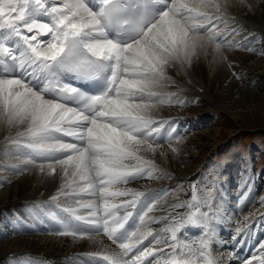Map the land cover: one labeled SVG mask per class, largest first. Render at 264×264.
<instances>
[{
  "label": "snow or ice",
  "instance_id": "obj_1",
  "mask_svg": "<svg viewBox=\"0 0 264 264\" xmlns=\"http://www.w3.org/2000/svg\"><path fill=\"white\" fill-rule=\"evenodd\" d=\"M230 22L218 0H0V122L17 129L5 137L12 146L5 151L28 157L42 173L63 170L65 183L51 200L64 196L78 207H63L68 216L52 212L57 234L102 231L118 246V252L90 253L85 264H222L213 249L229 241L218 229L225 222L231 228L235 213L222 209L214 184L202 185V196L193 184L190 199L163 217L148 214L164 189L146 194L119 186L160 178L155 161L141 153H155L175 129L151 113L157 103H187L161 91L171 81L168 69L190 67L210 49L227 59L222 48L239 46L231 40L238 27L222 31ZM250 182L237 198L239 211L252 199ZM161 220L169 222L159 231L149 227ZM250 238V225L236 227L233 251ZM257 243L251 259H229L264 264V242ZM12 264L46 261L21 255Z\"/></svg>",
  "mask_w": 264,
  "mask_h": 264
},
{
  "label": "bare ground",
  "instance_id": "obj_2",
  "mask_svg": "<svg viewBox=\"0 0 264 264\" xmlns=\"http://www.w3.org/2000/svg\"><path fill=\"white\" fill-rule=\"evenodd\" d=\"M254 1L257 4L251 5V3ZM218 2L221 3L222 5H225L228 11L231 13L237 14L250 21L251 19H255V21H257V22H251V23L243 22L241 19H239V17H237L234 20V22H230L232 25H238L242 27L241 29H243V32L242 31L240 32L239 39L243 40L244 43L250 39V37L254 34L255 31H259L260 33L264 34V25L260 24V23L264 24V0H247L246 4L247 5L250 4L252 6V11L250 12L247 11V9H245V5L240 3L239 0H218ZM231 17H234V16H231L229 14V18ZM256 43L257 41L253 45H255ZM228 49H230V51L232 50L231 48L223 47L222 51L224 52V54L233 55L232 60L236 61V63H233L229 59H224L222 57L214 55L210 49L206 55L202 54L198 60H194L193 64L190 67L185 66L182 68L180 65L177 64L173 67H170L168 69V73H172V75L175 76V79L178 82L183 83L187 81L186 84L189 86H197L200 89L204 90L202 87H200L195 82L203 84L206 87L207 99L209 98L208 97L209 92H211L214 88L216 89L217 85H219L217 89H220V90L226 89V88H231L232 90L238 89L237 93L242 91L240 87H238L239 85L242 87L245 85L246 88L251 89L253 85H250L249 82L247 81L251 79L253 76L256 77L257 70L255 69L248 70V69H244L243 67V71L239 73H236V72L239 70L240 66L242 68V66L246 62L251 61V56H253L255 60L262 59L264 57H257L256 54L245 53V52H240L236 50H233V52L232 51L227 52ZM233 72L236 75L232 76ZM242 73H245V74L240 75ZM246 75H249V76L246 77ZM234 78L236 81L234 80ZM245 79H247V81H245ZM173 86L176 87L178 90V92L175 90L178 94L177 96L186 95L189 97L196 98V100L190 105L191 108L185 109L186 111L197 109L199 112H202L204 114L208 112H215V113L227 115V113L221 107L219 108L218 106L217 97L219 96V94H216L218 96L214 97V101H213L214 105H212L209 103L211 102L210 101L211 99H208V100L204 99L203 95H201L202 93L199 92L200 89H193V88L189 89L185 87L183 84H173ZM223 86L224 87L226 86V87L223 88ZM169 88H172V87H166L164 89H161V91H168ZM170 92L175 93L173 89ZM239 95H242V98H246L247 100L246 104L250 105V103L254 102L255 94H253L252 91L251 92L248 91L247 93H244L242 91ZM239 97L241 98V96ZM161 107L163 106L162 105L160 107L155 106L154 110L151 113L152 116L167 115L166 117H168L170 114H176L178 111V109L174 107H168V109L161 108ZM169 109L173 110V112L175 113H170ZM197 110L195 113H198ZM194 111L195 110H193V112ZM242 117H243L242 120H244L245 117L243 116V114H242ZM16 131H17L16 128L9 129L5 123L0 122V149L3 153L7 145L5 137L15 136ZM200 131H203V130H200ZM200 131H196V133L182 138V140L179 142H176L174 144L172 143L171 144L172 147H169V145H159L155 153L144 152L141 154L144 155L148 159H153L155 161L157 168L161 170L162 175L173 177L171 179L183 178L187 176L189 173H191L192 171H194L199 166V162H194L195 161L194 158L192 159L189 172H186V174H183L180 171H173L169 168L166 169L165 166L161 167L160 165H163L162 162L164 160L165 162L167 161V159H169V161L172 160L171 154L180 155V157H187L189 155V152L187 151L185 152L183 148H189V146L192 145V141H193V139L191 140V138L194 137L197 134V132H200ZM254 137L255 135L253 136V138ZM214 145L211 148H213ZM173 147L178 148L179 151L176 153H173L172 152ZM163 154H165V156ZM2 157L3 155L0 154V159ZM20 163H26V162L24 160H20ZM3 165L4 164L0 162V179L5 182L2 185V187L4 186L5 189H0L2 190L0 192L1 193L0 194V205L7 203L8 208H11L13 206H19L21 205V203H24L27 199L29 200L31 198H51L52 196L57 194L58 190L61 188V185L64 184L66 180L63 170L59 167H57L56 172L54 174L48 173L42 177H37L38 175L36 177L35 176L33 177L32 172H29L22 177L21 175L25 174L28 171L27 168H29L30 170V167L33 165L28 164L24 172H21L20 174H15L13 172L10 173L8 171H4V168L2 167ZM31 168H34V167H31ZM181 168H183V166ZM37 172H41V171H37ZM69 178L71 177L69 176ZM2 187L0 185V188ZM65 190L67 191L70 189H65ZM31 236L32 237L34 236L33 238H38V237L40 238L37 240L35 239L33 241L19 240L17 241L16 244H18L19 242L20 243L15 246H19L20 248H24V249H30L35 252L41 251L40 253L41 255H45V257L48 256L52 259H59L61 256L66 255L67 253L71 254L72 252H74L75 256H77L78 252H76V250L88 251V252H103L107 248H112V245L109 242H107L102 236H99V235L85 236L84 238H73L71 236H57V235H41V236L31 235ZM2 241H0V243ZM30 242L33 243V245L30 244ZM10 252L11 251H9V256L11 255ZM0 253L2 254V251H0ZM74 254L72 255L74 256ZM4 259H1V260H4ZM64 259H65V256L61 258V260H64Z\"/></svg>",
  "mask_w": 264,
  "mask_h": 264
},
{
  "label": "rangeland",
  "instance_id": "obj_3",
  "mask_svg": "<svg viewBox=\"0 0 264 264\" xmlns=\"http://www.w3.org/2000/svg\"><path fill=\"white\" fill-rule=\"evenodd\" d=\"M253 4H257V3L254 1L251 3V5H253ZM244 5H245V9H247V11H249V12L252 11V7L249 8V6H248L249 4L248 5L244 4ZM229 14L231 16H234V17H231V18H234V20L237 17H239V19H241L243 22H250V23L251 22H257V21H255V19H251V21H250V20H247L246 18H243V17H241L237 14L231 13V12H229ZM258 23H260V22H258ZM260 24L264 25L263 23H260ZM231 51L233 52V50H231ZM231 51H230V49H228L227 52H231ZM224 55L227 59L231 60L233 63H236V61L232 60L233 55H231V54L230 55L224 54ZM243 67H244V69H248V70H250V69L257 70L256 71L257 72L256 77L253 76L248 81H247V79H245V81L249 82L250 85H253V87H251V89L246 88L245 85L243 87L240 85L238 86V87H240V89L244 93H247L248 91H250V92L252 91V93L255 94L254 102L250 103L251 106L249 104H246V101H247L246 98H242V95H239L242 91L237 93L238 89L232 90L231 88H226V89L220 90V89H217L219 86V85H217L216 89L214 88L208 94V97H209L208 99H211L210 100L211 102H209V103L214 105V103H213L214 97L218 96L216 94H219V96L217 97L218 106H219V108L221 107L227 113V115L216 113L217 118L215 119L214 124H212V125L208 124V125L201 127L197 130H193L189 135L196 133V131H200V130H203V131L197 132V134L191 138V140L193 139V141H192V145H190L189 148H183L185 150V152L186 151L189 152V155L187 157H180V155L171 154L172 160H170V161L174 164H172L169 161V159H167L168 162L167 161L165 162V160H164L162 162L163 165H160L161 167L165 166L166 169L169 168L173 171H180L183 174H186V172H189L192 159L193 158L195 159L194 162L201 163L203 161L202 159L204 158V154L206 153V151H208V149L211 148L214 144H217L221 140L231 138V136H238L237 141H240V139H242L244 144H248V143H250V141L253 140L252 134L255 131L259 132L260 135L262 136V146H264V58L255 60L254 57L251 56V61L246 62L242 66V68L240 66L239 70L236 73L243 71ZM245 73H242L240 75H243ZM168 75L171 77V81L168 82L162 89H164L166 87H172V88H169L168 91H171L173 89L175 92V95H178L177 94L178 90L176 87L173 86V84H183L185 87H187L189 89L190 88L200 89L197 86L187 85L186 84L187 81L183 82V83L178 82L175 79V76L172 75V73H168ZM234 75H236V74L233 72L232 76H234ZM247 76H249V75H246V77ZM234 80H235V78H234ZM195 83L198 84L200 87H202L205 90L204 91V90L200 89L199 92L202 93L201 95H203L204 99L208 100L206 87L203 84H200L197 82H195ZM225 87L223 86V88H225ZM239 96H241L242 99ZM241 100H243V101H241ZM156 106L160 107L161 105H156ZM161 108H167L168 109V107H166V106H163ZM190 108L191 107L189 105V106H187L186 109H190ZM193 110H195V111L193 112ZM196 110L197 109H192L191 111L190 110L186 111V113H195ZM197 112H199V111L197 110ZM170 113H175V112H173V110H170ZM242 114L245 117L244 120H242L243 119ZM170 115H174V114H170ZM165 116H167V115H165ZM12 129H14V128H12ZM208 129L211 131H209ZM205 130H207V131H205ZM2 145H4V144H2ZM165 150H167V149H165ZM167 151H169V150H167ZM0 154L3 155V157L0 159L1 163L5 164V162L7 160H9L8 161L9 163L14 164L15 166L18 165L17 162H13L14 158L7 156L8 154L6 151H4V153H3L0 149ZM165 154H163V155L165 156ZM260 161L264 162V153H262ZM21 164H25L26 166L28 165L27 163H21ZM182 166H183V168H181ZM31 167H34V168H31ZM31 167H30L31 171L29 170V168L26 167L28 169V171L21 176L23 177L24 175H26L29 172H32L33 177L34 176L36 177L37 175H38L37 177H42V176H45L46 174H48V170L46 167H45L46 171L44 173L37 172V171H40V168L38 165H33ZM4 171H7V170L4 169ZM8 172H10V171H8ZM21 172H24V171H21ZM35 172H37V173H35ZM10 173H12V172H10ZM2 185L3 184H1V187H2ZM0 189H5V188L3 186ZM1 191L2 190H0V192ZM0 207L8 208L7 203L1 204ZM12 208H16V207H11V209ZM33 237L32 236H28V237L27 236H23V237L20 236V237H16V239H15V238H10L7 236V238L0 239V241L4 240L0 243V251H2V254L0 253V260L9 256V251L12 252V251H18V250L24 249V248H20L19 246H15V245H18L20 243L19 242L18 244H16L17 241H19V240L33 241L35 239L37 240L40 238V237H38V238H33ZM42 237H44V236H42ZM30 244L33 245V243H31V242H30ZM25 250L35 252L33 250H30V249H25ZM6 252H8V253H6ZM35 253L40 254L41 251L35 252ZM39 259H42V258H39ZM4 263H6V261L0 262V264H4Z\"/></svg>",
  "mask_w": 264,
  "mask_h": 264
}]
</instances>
